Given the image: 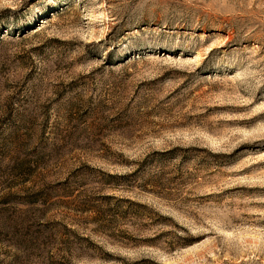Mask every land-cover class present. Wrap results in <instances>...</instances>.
Segmentation results:
<instances>
[{"label": "rangeland", "instance_id": "374dc122", "mask_svg": "<svg viewBox=\"0 0 264 264\" xmlns=\"http://www.w3.org/2000/svg\"><path fill=\"white\" fill-rule=\"evenodd\" d=\"M0 264H264V0H0Z\"/></svg>", "mask_w": 264, "mask_h": 264}]
</instances>
